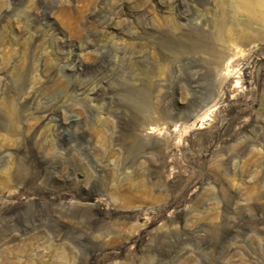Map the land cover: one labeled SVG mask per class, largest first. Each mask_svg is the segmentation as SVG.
<instances>
[{"label":"rangeland","instance_id":"1","mask_svg":"<svg viewBox=\"0 0 264 264\" xmlns=\"http://www.w3.org/2000/svg\"><path fill=\"white\" fill-rule=\"evenodd\" d=\"M0 264H264V0H0Z\"/></svg>","mask_w":264,"mask_h":264},{"label":"bare ground","instance_id":"2","mask_svg":"<svg viewBox=\"0 0 264 264\" xmlns=\"http://www.w3.org/2000/svg\"><path fill=\"white\" fill-rule=\"evenodd\" d=\"M61 136H65V134L62 132V133H61Z\"/></svg>","mask_w":264,"mask_h":264}]
</instances>
